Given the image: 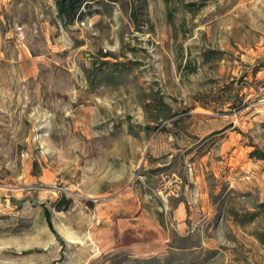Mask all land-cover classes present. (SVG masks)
<instances>
[{"label":"rangeland","instance_id":"obj_1","mask_svg":"<svg viewBox=\"0 0 264 264\" xmlns=\"http://www.w3.org/2000/svg\"><path fill=\"white\" fill-rule=\"evenodd\" d=\"M264 0H0V264H264Z\"/></svg>","mask_w":264,"mask_h":264},{"label":"trees","instance_id":"obj_2","mask_svg":"<svg viewBox=\"0 0 264 264\" xmlns=\"http://www.w3.org/2000/svg\"><path fill=\"white\" fill-rule=\"evenodd\" d=\"M59 16L66 22H72L80 13L81 7L90 0H55ZM264 205V203H262Z\"/></svg>","mask_w":264,"mask_h":264}]
</instances>
